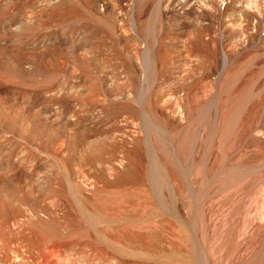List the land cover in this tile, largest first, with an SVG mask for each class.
<instances>
[{
	"label": "bare ground",
	"instance_id": "6f19581e",
	"mask_svg": "<svg viewBox=\"0 0 264 264\" xmlns=\"http://www.w3.org/2000/svg\"><path fill=\"white\" fill-rule=\"evenodd\" d=\"M0 264H264V0H0Z\"/></svg>",
	"mask_w": 264,
	"mask_h": 264
}]
</instances>
